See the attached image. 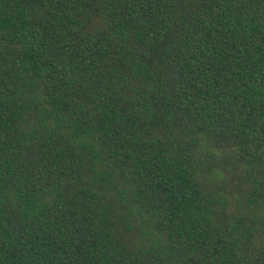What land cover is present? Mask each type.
<instances>
[{
	"label": "trees",
	"instance_id": "trees-1",
	"mask_svg": "<svg viewBox=\"0 0 264 264\" xmlns=\"http://www.w3.org/2000/svg\"><path fill=\"white\" fill-rule=\"evenodd\" d=\"M0 264H264V0H0Z\"/></svg>",
	"mask_w": 264,
	"mask_h": 264
}]
</instances>
